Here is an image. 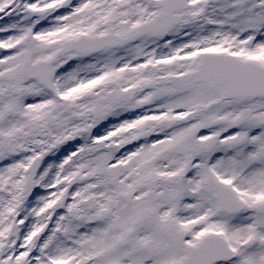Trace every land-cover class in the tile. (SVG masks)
<instances>
[{
	"label": "snow or ice",
	"instance_id": "snow-or-ice-1",
	"mask_svg": "<svg viewBox=\"0 0 264 264\" xmlns=\"http://www.w3.org/2000/svg\"><path fill=\"white\" fill-rule=\"evenodd\" d=\"M0 264H264V0H0Z\"/></svg>",
	"mask_w": 264,
	"mask_h": 264
}]
</instances>
